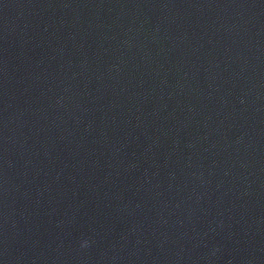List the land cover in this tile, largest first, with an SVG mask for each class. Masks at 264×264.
<instances>
[{
    "label": "water",
    "instance_id": "95a60500",
    "mask_svg": "<svg viewBox=\"0 0 264 264\" xmlns=\"http://www.w3.org/2000/svg\"><path fill=\"white\" fill-rule=\"evenodd\" d=\"M0 264H264V0H0Z\"/></svg>",
    "mask_w": 264,
    "mask_h": 264
}]
</instances>
